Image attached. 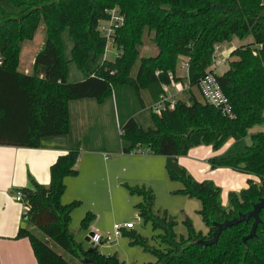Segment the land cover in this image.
<instances>
[{"label": "trees", "instance_id": "trees-1", "mask_svg": "<svg viewBox=\"0 0 264 264\" xmlns=\"http://www.w3.org/2000/svg\"><path fill=\"white\" fill-rule=\"evenodd\" d=\"M113 8L124 19L112 35L118 54L114 59L103 58L92 70L88 62L103 57L108 43L99 25ZM41 20L47 25L45 46L34 58L32 73L20 71L23 44L34 38ZM66 32L73 41L70 57ZM146 33L159 51L141 57L138 72L132 76ZM250 35L251 42L232 50L228 69L216 73L231 109L226 113L203 97L199 81L211 69L217 44ZM184 57L188 64L185 79L177 75ZM0 58V145L39 147L45 137L68 134L70 102L102 100L117 84L131 85L139 94L147 89L156 102L168 92L172 80L188 81L189 87L182 92L185 97L179 96L174 107L152 111L154 127L144 128L130 117L121 128V138L127 143L124 153L145 147L166 157L169 177L183 183L176 192L201 201L198 212L209 230H196L185 216L187 234H176V221L167 211L152 213L155 195L143 184L127 187L143 197L136 207L144 222L151 220L154 228H164L154 235L164 246L150 244L135 228L126 234H131V243L141 244L156 256V261L142 264H264V209L256 234L245 243L242 239L250 232L253 218L225 228L217 243H199L213 236L215 222L251 210L264 196V131L250 134L252 127L264 125V0H0ZM70 61L77 63L83 79H68ZM230 140L233 143L225 152L209 158L211 167H230L254 178L248 179L247 187L230 191L224 204L221 186L210 179L196 180L178 156L199 145L219 150ZM79 155V144L58 155L51 164L48 185L31 177L27 186L19 188L28 206L29 227L21 226L16 237L29 238L38 264L74 263L35 230L82 264H125L117 253L89 251L71 231L72 211L80 200L64 203L62 196L66 177L79 172ZM94 216L88 212L81 228L90 227Z\"/></svg>", "mask_w": 264, "mask_h": 264}, {"label": "rangeland", "instance_id": "rangeland-1", "mask_svg": "<svg viewBox=\"0 0 264 264\" xmlns=\"http://www.w3.org/2000/svg\"><path fill=\"white\" fill-rule=\"evenodd\" d=\"M108 22H101V25H107ZM47 35V25L41 20L35 36L32 40H26L23 44L21 54L20 70L32 73V59L45 46ZM66 43V55L70 57L73 41L66 32L64 35ZM253 40L252 36L245 39L235 37L231 42L225 43V47L234 45L235 47L249 43ZM159 51L157 44L152 40L151 35L145 34L143 44L140 46V55L132 68V76H136L141 57L155 56ZM108 59H114L118 54L113 42H109L106 47ZM105 54V53H104ZM230 55V54H229ZM229 59L223 61L216 68L218 73H223L229 67ZM187 58L178 63L177 75L184 78L187 75ZM102 57L96 61H89L88 66L94 70ZM215 65V60L211 68ZM84 78L83 72L75 61L69 63V80L78 81ZM186 81V80H185ZM172 93V92H170ZM142 97V100L140 98ZM179 96L185 97L180 93ZM161 99V97H160ZM159 99V100H160ZM158 101V100H157ZM153 98L147 89L141 90L139 94L135 88L128 84H117L113 93L104 97L102 100L96 98H84L73 100L70 103L72 110V119H70L71 137H80L83 135L85 140L79 143L80 155L84 150L99 149L100 153L93 155L95 157L97 168L94 172L88 169L83 170L80 176L71 175L67 177L66 182H70L62 196L64 203L73 200H80L79 205L72 211V220L70 224L71 231L76 241L83 242L85 247H90V243L85 240V236L92 230V224L101 231H111L115 223L124 224L132 221L135 224V230L146 236L152 245L164 246L159 235L164 232V228L153 227L152 221L147 223L139 216V209L136 205L143 200L142 195L131 193L127 185L151 187L155 195L154 215L163 214L167 211L176 221L173 229L176 234H187V227L183 223L185 216H189L198 231L208 232L209 227L204 222L202 215L198 212L201 207V201L198 198H191L183 193H177L178 189L183 188V183L179 180H172L165 167V156L157 155L146 151L141 147L139 152L143 153H124L123 146L127 143L121 138V128L126 121L133 117L144 128L155 126L152 117ZM78 110H86L89 115L86 126L80 124L78 120ZM104 112V118L99 122L100 113ZM84 129V130H83ZM77 146V145H76ZM85 155V157H87ZM150 157H154L151 158ZM78 163V162H77ZM214 176V177H213ZM212 177L217 180L216 176ZM75 177V178H74ZM217 184H220L217 182ZM66 194V195H65ZM223 203L226 201L221 194ZM95 214L92 224L86 229L81 228V220L88 213ZM134 229V228H133ZM131 229H125L123 234L113 243L100 244L98 249L106 254L117 253L120 260L125 264H142L149 261H156V256L146 250L141 244L131 243V234H126ZM40 237L49 240L50 244L59 252L64 254L66 259L74 264H82L80 260L64 251L59 245L49 238L45 237L40 231L35 230Z\"/></svg>", "mask_w": 264, "mask_h": 264}, {"label": "crops", "instance_id": "crops-1", "mask_svg": "<svg viewBox=\"0 0 264 264\" xmlns=\"http://www.w3.org/2000/svg\"><path fill=\"white\" fill-rule=\"evenodd\" d=\"M229 42L220 43V50H223L225 55L231 54L232 50L236 48L234 45L225 47L224 44ZM35 56L32 59L31 65L34 63ZM105 57L107 58L106 52L102 59ZM78 112L79 116L77 118L84 127L86 126L87 119L89 120V115L86 110H78ZM104 115L102 111L99 115L100 118L98 117L99 122L104 118ZM70 119H72V110H70ZM259 130L264 131V125L252 127L250 134ZM84 140L83 131V135L80 137H71L70 132L66 135L45 137L42 139L39 147L0 145V264H38L29 238L16 237L19 228L21 226L29 227V223L26 219L24 203L14 198L15 191L23 186H27L31 177L39 183L48 185L51 180L50 167L58 155L76 147V145ZM246 142H251L250 135L246 137ZM232 143L233 140H230L219 150H214L211 145H199L192 147L187 154L178 156L180 164L185 166L196 180L210 179L216 184L217 182L220 183L218 185L221 186L222 195L226 199L224 204L228 202L230 191H238L247 187L248 179L254 178L252 174L230 167H218L215 169L211 167L209 158L216 154H222ZM88 153L91 154L87 155V150H84L82 155H79L78 163L76 164L79 172L75 177L80 176L81 172L85 169H88L90 172L96 170L97 163L93 155L99 154L100 150L93 149L89 150ZM213 175L219 181H216ZM66 183L67 188H69L70 182ZM92 227L95 226L92 224Z\"/></svg>", "mask_w": 264, "mask_h": 264}, {"label": "built area", "instance_id": "built-area-1", "mask_svg": "<svg viewBox=\"0 0 264 264\" xmlns=\"http://www.w3.org/2000/svg\"><path fill=\"white\" fill-rule=\"evenodd\" d=\"M123 16L120 14L117 8H113L110 10V17L106 20H103L105 22H108L107 25H99V30L101 33L107 38L108 43L112 42V35L115 32L116 26L121 24L123 22ZM101 21V22H103ZM107 43V44H108ZM107 47V46H106ZM259 47H262L260 45ZM221 45H216L215 50V65L208 71L199 81V90L203 97L213 104L216 107L222 108V110L226 113H230L231 109L228 104V99L223 92L221 85L216 77L217 66L219 64H222L223 61L230 58V55H225L223 53V50H220ZM186 62V61H185ZM186 65L188 66L187 62ZM189 87L188 81H176L172 80L171 84L168 86V92L161 95V99L156 101L153 104V109L157 112H160V110L169 107H174L175 102L178 99V94L184 92L185 89ZM172 92V93H170ZM150 152L147 148L144 152ZM139 150L137 151V153ZM143 153V152H139ZM14 198L19 201L23 202L24 200V193L22 190H16L14 194ZM25 209L27 211L28 206L25 205ZM135 228V224L132 221L126 222L124 224L121 223H115L113 226V229L111 231H101L96 227H92V231L94 234L91 236V241L95 242V245L99 247L100 244L103 243H113L116 239H118L125 229H133Z\"/></svg>", "mask_w": 264, "mask_h": 264}, {"label": "water", "instance_id": "water-1", "mask_svg": "<svg viewBox=\"0 0 264 264\" xmlns=\"http://www.w3.org/2000/svg\"><path fill=\"white\" fill-rule=\"evenodd\" d=\"M3 59L0 58V61ZM264 209V196L260 198V200L257 203L253 204V208L247 212H241L237 216L226 219L223 222H215L216 229L213 232V236L210 239H201L199 240V243L202 245H211L214 243H217L220 237V234L222 231L227 228L231 227L233 225L238 224L242 221H248L251 218L254 219L250 232L243 237V242L245 243L249 238L253 237L256 234L258 224L261 221L260 212ZM94 234V232L91 230L87 233L85 236V240L90 243V247L88 248L89 251L97 250L98 246L95 245V242L91 241V236ZM93 264H98L96 262L91 261Z\"/></svg>", "mask_w": 264, "mask_h": 264}]
</instances>
